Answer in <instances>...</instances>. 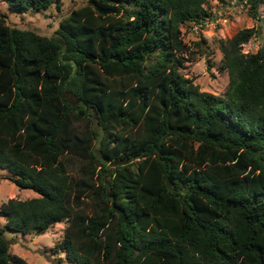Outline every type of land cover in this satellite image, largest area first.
<instances>
[{"label": "trees", "instance_id": "trees-1", "mask_svg": "<svg viewBox=\"0 0 264 264\" xmlns=\"http://www.w3.org/2000/svg\"><path fill=\"white\" fill-rule=\"evenodd\" d=\"M207 1L87 0L49 35L0 16V167L38 192L1 202L0 264H30L4 227L64 218L72 264H264V46L242 50L254 24L220 40L227 85L200 89L181 24Z\"/></svg>", "mask_w": 264, "mask_h": 264}, {"label": "rangeland", "instance_id": "rangeland-1", "mask_svg": "<svg viewBox=\"0 0 264 264\" xmlns=\"http://www.w3.org/2000/svg\"><path fill=\"white\" fill-rule=\"evenodd\" d=\"M86 2L87 0H59L58 5L52 2L39 10L18 12L11 11L6 0H0V16L11 25L49 35L61 18ZM205 5L209 14L200 19L201 22L189 20L181 24L185 47L179 70L192 78L200 89L222 93L228 82V73L221 63L219 42L230 37L237 29L254 24L257 30L243 42L242 50L254 51L264 46V0L258 3L257 16L248 12V4L243 0H208ZM79 124L82 126L83 122ZM94 125L97 126L95 123ZM95 143L98 144L97 138ZM9 172L7 168L0 167V204L10 196L25 198L38 194L30 187L17 186L8 178ZM67 223V219H61L41 233H23L5 227L3 233L10 241L9 251L23 256L30 264H72L64 252L54 245L63 235ZM4 225L5 217L0 214V226Z\"/></svg>", "mask_w": 264, "mask_h": 264}]
</instances>
